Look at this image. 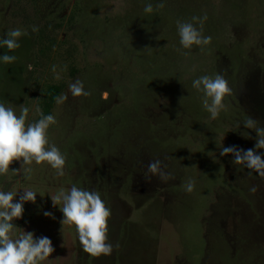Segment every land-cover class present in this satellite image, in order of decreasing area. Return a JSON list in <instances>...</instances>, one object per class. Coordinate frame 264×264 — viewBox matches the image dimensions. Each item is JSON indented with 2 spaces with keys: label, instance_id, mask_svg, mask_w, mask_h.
<instances>
[{
  "label": "rangeland",
  "instance_id": "374dc122",
  "mask_svg": "<svg viewBox=\"0 0 264 264\" xmlns=\"http://www.w3.org/2000/svg\"><path fill=\"white\" fill-rule=\"evenodd\" d=\"M204 13L210 44L182 49L176 21L196 15L200 29ZM15 27L28 30L19 48L0 47L16 56L0 63V103L17 115L28 107L26 124L53 114L49 143L65 157L62 175L23 158L0 174V190L16 191L13 202L25 188L36 191L11 223L51 240L42 264H264V176L235 163L246 149L264 159L255 128L244 124L264 128V0H0V39ZM214 73L233 94L212 120L191 80ZM77 80L87 97L71 95ZM52 86L65 99L44 113ZM189 178L192 192L184 190ZM73 185L97 191L110 208V255L83 252L53 203Z\"/></svg>",
  "mask_w": 264,
  "mask_h": 264
},
{
  "label": "clouds",
  "instance_id": "9594fccd",
  "mask_svg": "<svg viewBox=\"0 0 264 264\" xmlns=\"http://www.w3.org/2000/svg\"><path fill=\"white\" fill-rule=\"evenodd\" d=\"M143 11L147 14L152 13V5L145 3ZM196 19L197 16L193 15L190 20L181 21L178 19L176 21V32L182 49H190L193 45H209L211 42V36L202 37L201 35L203 22L208 19L207 14L200 15V29L194 27L191 22ZM29 28L33 32L37 31L34 25H30ZM27 30L22 27L8 30L6 37L0 39V47H5L8 50L19 48V38L27 35ZM15 60V55H0V63L10 64ZM191 86L201 94L200 104L209 114V119L212 120H215L221 111L225 110V98L233 94V88L229 81L219 73L200 75L191 80ZM68 87L73 97H87L90 94L80 80L69 84ZM103 95L105 98L107 97V93ZM63 99H65L64 95H59L56 98V103ZM36 111L39 112V108ZM28 113V107L21 108L17 115L12 107L0 103V174L8 171L11 161L23 158L25 164L34 161L39 165L41 162H46L56 170L57 175H62L65 165L64 154L55 145L49 143L48 136L49 126L56 123L55 116L51 113L41 114L34 123L26 124ZM244 124L247 128H255L258 134L254 147L264 149V128L258 127L257 122L251 118H246ZM233 151L234 148L231 146L224 147L221 154ZM242 161L247 168L264 176V159L253 149L244 150L243 155L240 151L235 152V163L240 164ZM158 166V160L151 163L149 172L157 173ZM25 171L30 172L31 170L26 169ZM194 184V179L189 178L184 190L192 192ZM249 191L255 192L256 187H250ZM15 194L16 191L0 190V264H42L54 251L51 240L48 237L34 239L31 232H17L11 223L13 218L21 216L22 202L33 201L36 191L31 187L25 188L19 199L13 202ZM52 201L54 204L61 205L60 210L65 218L64 223L75 226L77 239L83 252L92 257L111 254L113 244L105 242L111 210L97 191H89L73 185L67 191L59 190L52 196ZM44 215L47 216L49 213L45 212Z\"/></svg>",
  "mask_w": 264,
  "mask_h": 264
},
{
  "label": "trees",
  "instance_id": "16d2710c",
  "mask_svg": "<svg viewBox=\"0 0 264 264\" xmlns=\"http://www.w3.org/2000/svg\"><path fill=\"white\" fill-rule=\"evenodd\" d=\"M58 94H59V89H58V87H55V86H52V87H49L48 88V90H47V99L45 100V102L43 103V105H42V107H43V110H44V113H48L49 112V110H50V108L52 107V105H53V103H54V101H55V99L57 98V96H58ZM264 151V150H263ZM254 175V174H253ZM252 175V176H253ZM256 176V175H255ZM252 178V177H251ZM245 185V184H244ZM244 187V189H245V186H243ZM261 193H263V190L261 189V190H259V192H258V196H257V198L258 199H256V204L257 205H261V201L263 200V196H260V194ZM225 260H227V262H225V263H222V264H229L230 263V258L228 257V258H225ZM233 261V260H232Z\"/></svg>",
  "mask_w": 264,
  "mask_h": 264
}]
</instances>
